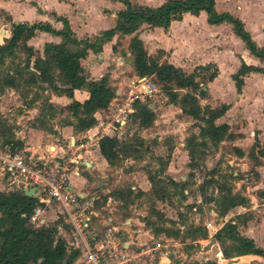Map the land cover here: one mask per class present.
Segmentation results:
<instances>
[{
  "label": "trees",
  "instance_id": "trees-1",
  "mask_svg": "<svg viewBox=\"0 0 264 264\" xmlns=\"http://www.w3.org/2000/svg\"><path fill=\"white\" fill-rule=\"evenodd\" d=\"M123 7L116 11L114 24L102 30L98 35L89 39H77L67 24L66 19L61 18L62 27L53 30L49 24L33 22L12 23L10 35L0 45V65L10 58L8 65L0 70V92L4 87L25 90L22 96H26L29 88H34L27 103L35 101L40 96V91L45 87H50L56 92H63L54 85L55 77L66 78L70 86L65 90V94L72 95L73 89L84 88L85 98L79 102L71 99L63 108L68 109L71 119L66 118L64 123L72 126L74 131L84 130L95 123L94 111L106 108L112 97L107 84V74L104 72L99 80L87 79L80 59L86 54L87 48L100 50V45L104 41L117 33L118 35L130 34L134 32L141 23L149 26L166 27L170 20L179 19L183 12L197 14L199 11L205 12L208 23L229 22L233 32L241 39L249 52L259 58L264 57V44L258 47L244 28L243 22L227 11H217L214 7V0H163L157 5L135 4L130 0H120ZM34 30H48L60 36L58 42H44L42 45V55L35 54L25 40ZM112 50L115 46L112 45ZM17 50H23L22 58H14ZM127 50L130 55V66L134 74L138 77L148 76L156 83L162 85V89L170 102L180 107L181 112L189 115L198 121L196 133H190L184 140V148L188 155V166H193L195 155L208 144L216 145L223 139H231L234 134L228 129L226 122H215L228 107L222 103L219 108L209 105H200L194 93L198 87L197 76L205 73L206 68L211 67V72L206 76L207 80L216 75V68L210 64L198 65L190 72L183 71L180 67L165 60H159V53L148 54L143 47L142 41L133 34L127 41ZM30 58L31 63H30ZM248 71H260L264 73L263 67L253 66L244 63L242 60L238 68L231 74L236 91H240L242 84L241 76ZM203 80V79H202ZM200 92L205 89L201 86ZM179 89H185L178 95ZM42 108L50 112L55 105L50 103L46 97L41 99ZM131 116L139 126H147L152 121L154 114L148 104L139 99L131 102ZM48 115V114H47ZM50 116V115H48ZM38 122V123H37ZM44 114L33 118L31 126L50 130V126H44ZM22 140L15 137L11 127L5 119L0 116V148L11 151L20 149ZM140 144V143H138ZM137 144L132 140H123L116 135L103 134L98 140L100 154L109 165H113L117 160L133 154L130 151H139ZM199 149V150H197ZM238 153H242L241 150ZM264 156V151L258 152ZM157 156L161 161L157 171L147 172V179L150 187L158 198L167 195V186L156 188L158 179L156 175L165 169L166 159ZM165 159V160H164ZM214 183L215 195L207 200L213 199L214 210L218 216H223L226 212L236 206L245 205L247 198L238 191H232L230 184L220 181L216 177L207 180ZM169 184L174 189V193L183 197L185 181L174 180L166 177L165 184ZM208 183V182H207ZM204 184H199L200 193L204 194ZM121 192V190H118ZM115 194L114 192H110ZM39 204L35 197L26 195L20 188L12 190H0V264H60L65 257L64 264H72L73 259L78 254L77 248H68L64 238L57 233L56 222L46 226H33L28 220V216L33 208ZM237 213L232 218L225 220L213 233L214 239L219 243L220 255L223 258H230L241 254H254L262 257L260 264H264V249L255 244L254 240L246 235L239 234L236 229V222L233 218L240 217ZM61 220V219H59ZM147 224V222L145 221ZM150 224V223H149ZM64 226L68 225L63 223ZM148 225V224H147ZM154 234L163 232L169 234V229L151 225ZM198 230L197 227L192 229ZM200 235L206 236L205 228ZM229 240L226 244L224 241ZM192 264H216L212 260L194 261Z\"/></svg>",
  "mask_w": 264,
  "mask_h": 264
},
{
  "label": "rangeland",
  "instance_id": "rangeland-1",
  "mask_svg": "<svg viewBox=\"0 0 264 264\" xmlns=\"http://www.w3.org/2000/svg\"><path fill=\"white\" fill-rule=\"evenodd\" d=\"M161 1L163 0H132L135 4L151 5ZM215 8L218 11L223 8L236 11L247 25L250 22H260L264 25V0H215ZM142 26L140 31L146 28L145 25ZM126 39L123 37V40H117V45L123 44L121 48L115 47L113 51L116 58L112 62L117 64L118 68L113 77L107 75V78H110L107 79V84L112 96L114 89L120 85L124 92L121 94L123 99L128 96V85L138 77L130 66ZM225 41L229 43L228 45L232 44L234 48L238 46L236 43L234 45V41L229 38H226ZM23 55V50H17L14 58H22ZM118 56L125 58V61L119 62ZM96 59L94 54L89 61L96 62ZM9 60L10 58H7L3 65H0V70L8 65ZM81 61L86 66L85 60ZM225 65L229 66L230 64L226 62ZM211 69V67L206 68L205 73L196 77L198 87L201 86L203 89L206 86L207 90L205 89L201 93L200 88L197 87L194 89V93L200 105L219 108L222 103H218L216 95H211L212 85L208 83L210 80L206 79ZM132 75L134 77H131ZM223 76L221 79L224 84L223 88L228 89ZM150 80L154 83L155 90L150 97L142 100L152 109L154 117L149 125L142 127L138 125L137 120L129 116L121 126L118 138L136 142V148H139V151H130L133 154L117 160L113 165L108 164L109 170L104 175L107 190L103 194L104 197L106 194H111L110 192L115 194L110 195V201L105 208L111 209L118 215L123 214L126 210L131 214H137L142 217L143 223L147 222L148 225L146 223L145 225L150 231L151 225L169 229L171 232L169 234L163 232L155 234L158 236L155 239L160 238L161 244H163V252L160 253L156 250L154 253L148 254L149 258L151 256L153 259V263H157L161 257H167L168 264H192L194 261L205 260H212L216 264H260L262 257L259 255L222 259L219 253V243L212 235L225 220L240 213V217L233 218L238 233L251 237L256 245L264 249V156L258 153L264 151V107L259 115L254 112L253 115L248 116L237 109L225 113L218 120H227L231 132H238L241 135L223 139L216 145L208 144L207 147L197 151L194 158L195 164L189 167L184 140L190 133L197 132L198 121L181 112L176 102H170L162 85L156 83L152 77ZM45 88L46 90L38 92L40 93L39 98L30 104L27 101L34 90L33 87L29 88L25 97L22 96V93L25 92L24 88L22 91L16 89L17 92L3 88V91L0 92V116L11 127L14 136L15 131L25 127V124L29 125L32 122L31 118L37 117L39 112L44 114V126L51 127L52 124L57 125L64 122L66 118H72L69 110L63 108L65 105L57 103L51 112L42 108L41 99L50 97L48 94L50 87ZM184 91L185 89H179L177 93L180 95ZM238 93H233L231 90L228 99H235ZM246 103L250 102L247 100L243 104ZM40 129L46 131L44 128ZM108 132L111 134L112 130ZM239 150L242 153H238ZM168 152L165 169L155 178L159 180L155 187L158 189L162 185L167 186L168 193L164 197L158 198L150 187L146 174L157 171L161 164L157 156L165 158ZM166 177L185 181L183 197L174 193L171 185L165 184ZM215 177L230 184L232 191L243 194L247 198L245 205H236L223 216H218L214 210L213 199L207 200L216 193L214 183L207 180ZM3 180L0 175L1 189ZM201 183L204 184L203 195L199 190ZM51 216L53 215L51 214ZM47 220H50L49 224L51 225L55 221L58 222L56 229L57 226H62L65 231H69L61 220ZM49 224L46 225L47 228L50 226ZM41 226L43 225L38 227ZM195 227L198 228L197 231L192 230ZM204 228L206 236L202 237L200 233ZM224 242L228 244L229 240ZM145 262H147V257Z\"/></svg>",
  "mask_w": 264,
  "mask_h": 264
},
{
  "label": "crops",
  "instance_id": "crops-1",
  "mask_svg": "<svg viewBox=\"0 0 264 264\" xmlns=\"http://www.w3.org/2000/svg\"><path fill=\"white\" fill-rule=\"evenodd\" d=\"M130 1L132 2V0ZM122 7L123 3L120 0H0V45L9 37L12 23L24 22L31 24L33 22H41L49 24L53 30H58L62 27L61 18L66 19L75 38L90 40L93 36L98 35L102 30L114 24L115 13ZM221 11H227L233 16L238 17L258 47L264 44V25L260 24V22H250L247 25L242 16L230 8H223ZM142 25H145L146 28L140 31L141 27H143ZM133 34H136L140 38L148 54L158 52L160 56L159 60L170 62L185 72H190L196 66L207 63L212 64L216 68V75L208 81L212 85L211 95H216L218 103H225L228 107L215 119V122L221 121L229 124L227 120L218 119L234 109L243 111L248 116L253 115L254 112L259 115V112L263 109L264 73L260 71H248L244 73L241 76L242 84L239 93L236 91L231 74L238 68L241 60L246 64L264 68V57L259 58L251 54L241 39L233 32L229 22L208 23L204 11H199L197 14L183 12L179 19L170 20L166 27L149 26L146 23H141L130 34L121 36L117 33L113 34L110 39L101 43L100 50L98 51L87 48L86 54L80 59V65L87 79L99 80L103 72H106L108 77H113L118 66L112 62L116 57L113 55L111 47L114 45L121 48L123 44L121 46L117 45V40L121 41L123 37L127 38V47V41ZM226 38L231 39L234 41V45L236 43L238 46L234 48L232 44L228 45L229 43L225 41ZM59 40L60 36L51 31L34 30L25 42L32 48L35 54L42 55V45L44 42H58ZM94 54L97 57V61H89ZM117 59L120 60L119 62L125 61V58L122 56H118ZM81 60H85L86 66L82 64ZM226 62L230 65L226 66ZM223 74L225 75L223 76ZM222 76L226 80L228 89L223 88ZM131 77H134V75ZM118 82L121 83V81ZM54 85L58 89H62L63 92L49 89L48 94L50 97H48V101L53 105L57 103L66 105L71 99L81 102L85 98L86 91L84 88L73 89L71 96L65 94V90L70 86L66 78L55 77ZM4 89L16 91L13 87H4ZM203 89L207 90L206 86ZM44 90L46 88L42 89V91ZM231 90L233 93L237 92L238 96L235 99L229 100L228 97ZM121 92H123V89L118 85L114 89V95L110 100L120 97ZM206 93L208 94V91ZM247 100L250 103L243 104ZM150 105L153 106L154 104ZM93 115L95 123L81 131H74L70 124L64 122L57 124L58 126L52 124L50 130L46 129L47 132L40 129V127L31 126V123H29V125L25 124V127L15 131V137L22 140V147L30 149L47 144L64 143L67 139L71 143L73 138V144L81 147L78 155L81 157L84 165L78 166V174L74 172L70 173V187L80 196L92 198L91 208L95 213L92 216V225L101 230L106 225L104 218H109L112 224H116L124 229L120 231L121 239L129 240V238L134 237L141 242L150 236L153 238L158 237L149 230L148 226L143 223L142 217H139L137 214H131L126 210L123 214L118 215L113 213L111 209L105 208L110 201L111 195L106 194L104 197L103 194L107 190L104 175L109 170V166L99 152L98 140L103 134L110 135L107 129L109 118L105 115V108L95 110ZM31 119L33 120V118ZM233 134L235 137L241 135L238 132H233ZM84 136L88 138L87 141ZM43 215L47 224L50 221L47 219H52V221L61 219L62 224H65L61 215H58L56 208L53 206H46ZM122 221H125L124 225L121 224ZM57 233L64 238L68 248H75L69 244L72 241L76 242L70 231L67 232L62 226H57ZM251 255L253 256L254 254L246 253L237 256ZM76 257L73 259L72 264H74ZM234 257L230 258L233 259ZM222 259L224 258L222 257Z\"/></svg>",
  "mask_w": 264,
  "mask_h": 264
},
{
  "label": "built area",
  "instance_id": "built-area-1",
  "mask_svg": "<svg viewBox=\"0 0 264 264\" xmlns=\"http://www.w3.org/2000/svg\"><path fill=\"white\" fill-rule=\"evenodd\" d=\"M155 90L154 83L148 76L137 77L128 85V96L112 98L105 108L109 118L108 130L117 137L133 110V99H146ZM124 93V92H123ZM132 117V116H131ZM110 135H113V134ZM85 140L88 138L86 136ZM81 147L71 143L47 144L36 148L21 147L17 150L0 148V175L3 182L0 190L31 188L37 204L28 216L33 226H46L44 208L53 206L76 242H69L78 249L74 264H154L148 254L156 250L163 252L160 239L152 236L138 241L132 237L121 239L124 230L104 218L105 226L99 230L92 225V198L80 196L72 190L69 182L71 172L78 174V166L84 165L79 154ZM6 187V188H5ZM122 225L125 221L121 222ZM147 257V262L145 258Z\"/></svg>",
  "mask_w": 264,
  "mask_h": 264
},
{
  "label": "water",
  "instance_id": "water-1",
  "mask_svg": "<svg viewBox=\"0 0 264 264\" xmlns=\"http://www.w3.org/2000/svg\"><path fill=\"white\" fill-rule=\"evenodd\" d=\"M22 192L26 195H31L33 194L32 189L31 188H22ZM65 263V257L62 259L60 264H64ZM168 264V258L167 257H161L157 263L154 264Z\"/></svg>",
  "mask_w": 264,
  "mask_h": 264
}]
</instances>
